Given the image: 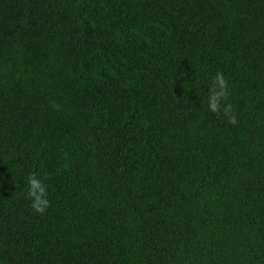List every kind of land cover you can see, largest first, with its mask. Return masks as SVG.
<instances>
[{"label":"trees","instance_id":"trees-1","mask_svg":"<svg viewBox=\"0 0 264 264\" xmlns=\"http://www.w3.org/2000/svg\"><path fill=\"white\" fill-rule=\"evenodd\" d=\"M0 264H264V0H0Z\"/></svg>","mask_w":264,"mask_h":264},{"label":"clouds","instance_id":"clouds-1","mask_svg":"<svg viewBox=\"0 0 264 264\" xmlns=\"http://www.w3.org/2000/svg\"><path fill=\"white\" fill-rule=\"evenodd\" d=\"M227 82L222 72H217L212 86L209 89L208 108L212 112H216L219 108V103L226 95ZM227 111V109L225 110ZM234 123V119L232 120ZM28 195L32 198V207L38 213H43L48 207L45 188L42 182L35 176H29L27 180Z\"/></svg>","mask_w":264,"mask_h":264}]
</instances>
